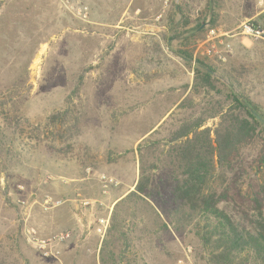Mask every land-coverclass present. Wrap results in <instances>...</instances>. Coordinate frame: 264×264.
Instances as JSON below:
<instances>
[{"label":"rangeland","instance_id":"374dc122","mask_svg":"<svg viewBox=\"0 0 264 264\" xmlns=\"http://www.w3.org/2000/svg\"><path fill=\"white\" fill-rule=\"evenodd\" d=\"M208 2L0 0V264H208L195 230L178 235L138 199L115 201L138 181L139 145L186 97L201 104L141 145L157 148L143 149L146 168L168 148L167 132L224 105L221 96L192 95V68L174 54L172 36L200 23L202 40L211 28L229 33L225 63L195 57L196 42L193 56L225 83L235 78L234 90L264 109V41L234 36L242 22H264V0H215L211 11ZM143 21L162 27L159 39L137 36ZM102 175L119 182L106 195ZM46 196L62 204L46 211ZM79 198L93 203L84 208ZM26 224L43 237L72 236L56 258H43L26 243Z\"/></svg>","mask_w":264,"mask_h":264},{"label":"trees","instance_id":"16d2710c","mask_svg":"<svg viewBox=\"0 0 264 264\" xmlns=\"http://www.w3.org/2000/svg\"><path fill=\"white\" fill-rule=\"evenodd\" d=\"M214 4L215 0H209V11ZM179 13L182 9L174 8V14ZM202 26L197 24L184 38L177 34L169 41L178 40L174 54L192 68V95L206 101L221 96L224 105L203 119L184 122L178 130L167 132L168 148L154 154L146 168L143 149L157 148L141 145L161 133L176 113L201 104L186 97L137 148L138 181L116 205L136 198L149 206L163 228L168 225L162 217L178 235L192 228L208 264H246L249 260L264 264V109L234 90L235 78L225 83L215 68L193 56V43L202 41ZM217 117L216 130L202 129Z\"/></svg>","mask_w":264,"mask_h":264},{"label":"built area","instance_id":"2783aa9c","mask_svg":"<svg viewBox=\"0 0 264 264\" xmlns=\"http://www.w3.org/2000/svg\"><path fill=\"white\" fill-rule=\"evenodd\" d=\"M85 10L86 9L78 10V14H83L85 18ZM234 36H240L247 40L258 39L264 41V27L261 26V24H254L253 22L245 21L240 24L237 30H235ZM225 37H229V33L222 32L219 29H211L208 31L206 38L198 42L195 57L196 55H199L206 58H214L220 63H225L228 55L231 53V47L225 40ZM98 180L101 184L102 194L104 195H106L111 188H116L119 185V182L104 175L100 176ZM78 202L84 208L91 206L93 203L90 200L80 198ZM61 204V201L55 200L50 196H46L42 202L43 209L46 211L58 207ZM98 225L97 232L101 235L104 234L108 226V219L99 220ZM24 230V239L26 243L33 246L43 258L47 259L56 258L59 255V252L56 250L57 246L66 243L72 236L71 232L63 231L43 237L38 233L36 228L27 224Z\"/></svg>","mask_w":264,"mask_h":264},{"label":"crops","instance_id":"0c3cea01","mask_svg":"<svg viewBox=\"0 0 264 264\" xmlns=\"http://www.w3.org/2000/svg\"><path fill=\"white\" fill-rule=\"evenodd\" d=\"M140 26H144L143 28H141L140 32H137V36L140 37L141 40L149 41V39L151 38L153 40L159 39L161 34L158 31L162 29L160 25L143 21L140 23ZM170 112H171V109L168 110L165 113L164 117H162L160 120H163ZM135 185H136V182L132 185V187H129L127 190L122 192V194L115 201L123 199L126 195H128L133 190L132 188H134Z\"/></svg>","mask_w":264,"mask_h":264}]
</instances>
